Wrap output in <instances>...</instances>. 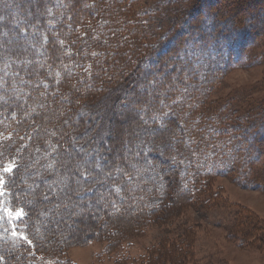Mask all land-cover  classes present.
<instances>
[{"label": "trees", "instance_id": "1", "mask_svg": "<svg viewBox=\"0 0 264 264\" xmlns=\"http://www.w3.org/2000/svg\"><path fill=\"white\" fill-rule=\"evenodd\" d=\"M139 2L0 0V34L9 31L14 36L11 42L24 45L8 50V41L0 43V178L5 181L0 187V264H75L66 256L71 245L103 239L111 244L123 235L119 219L136 209L141 219L131 221L136 231L149 223V188L145 176L132 171L133 165L147 161L131 155L120 158L122 130L114 127L109 134L106 124L124 98L142 108L141 115L151 117L149 123L161 125L158 143L180 134L176 153L162 150L159 157L164 167L187 165L186 182L195 183V188L197 180L231 174L237 167L242 172L236 180L253 177V163L263 152L264 110L254 114L248 126L233 123L231 112L224 118L208 117L211 114L203 107L207 83L200 84L192 60L185 56L200 45L205 53L208 47L222 51L226 43L225 63L232 58L239 63L264 21L247 28L236 18L221 19L218 10L210 8L206 19L188 24L192 34L185 43L147 69L143 65L158 47L167 48L177 35L172 28L166 37L152 38L143 28L146 11ZM9 3L13 11L7 10ZM233 43L238 46L234 53L229 51ZM225 63L219 64L214 80L224 72ZM170 65L180 75L161 76ZM142 81L152 83V92ZM132 121L139 125L138 119ZM109 135L115 138L112 147ZM131 137L135 139L134 134ZM41 151L45 160L38 158ZM205 161L201 170L193 169ZM106 186L111 188L104 190ZM169 190L163 189L164 204ZM77 202L88 203L86 209L79 210ZM162 209L151 211L152 216ZM77 212L93 216L79 243L78 235H73L77 227L68 225Z\"/></svg>", "mask_w": 264, "mask_h": 264}, {"label": "rangeland", "instance_id": "2", "mask_svg": "<svg viewBox=\"0 0 264 264\" xmlns=\"http://www.w3.org/2000/svg\"><path fill=\"white\" fill-rule=\"evenodd\" d=\"M28 1L36 3L37 0ZM140 1L138 6L146 11L143 28H146L152 38L166 37L172 28H176L177 35L167 48L158 47L156 56L144 63L143 68L147 69L153 68L159 57L164 54L167 56L179 43H185L192 34L187 28L188 24L198 18L206 19L210 8L217 9L221 19L236 18L247 28L259 26V23L264 21V0ZM7 10L13 11L10 3ZM254 16L256 20H253ZM206 25L208 30L211 29L209 23ZM11 37L14 36L9 31L1 32L0 43L8 41L10 44L8 50L24 46L11 42ZM256 37L255 42L245 49L244 59L239 63L234 58L231 62L225 63L227 61L225 49L228 44L224 42L221 46L222 51L215 52L208 47L205 53V46L200 45L189 56H185L192 60V71L196 70L201 80V83H198L202 85L207 83L205 86H208L209 90L207 89L203 97V107L211 114L207 115L208 117L224 118L227 116L225 114L231 112L233 123L248 126L254 114L264 110V25ZM166 40L167 38L165 42ZM237 47L234 44L229 51L234 53ZM182 55H179L180 59L184 58ZM224 63L226 64L223 67L224 72L220 78L214 80L219 64ZM172 67L173 65L168 67L169 73L167 70L161 72V76L180 75L179 69L176 67L171 69ZM142 82V86L152 92V83ZM140 110L142 111V108H136L131 100L124 98L118 103L113 116L109 115L110 118L103 116L105 120L108 118L106 124L109 126V134H112L114 127L122 130L124 146L117 155L125 160L131 155L138 156L137 161L141 159L147 161L144 165L143 163L133 165L132 171L135 175L137 171L141 176H145V183L150 192L146 202L148 208L153 212L159 206L163 209L153 216V212L150 211L147 214L149 223L140 231H136L131 222L139 214L137 209L136 213L120 218L118 230L119 233L122 231L123 235L111 242V244L119 242L118 246H110V242L104 239L89 241L71 245L66 256L75 264H264V144L261 157L253 163L254 173L251 180L248 179L247 182L236 180L239 177L236 175L241 170L237 167V172L233 170L231 174L212 175L197 180L198 187L195 188V183L186 182L185 178L190 172L189 168L185 167L187 165L179 163L175 169L164 167L159 157L162 150L172 149L170 154L176 153L180 134H174L168 140L158 143L156 137L162 130L161 125L149 123L151 117L145 118ZM71 117L67 115L65 119L72 123ZM171 117L179 119L176 115ZM133 118L139 120L137 127L133 124L135 121H132ZM181 125L178 124V128L182 129ZM131 134L135 135L134 140ZM107 143L111 147L114 146L113 135L111 137L109 135ZM134 145L136 147L131 148ZM46 149L49 150V147ZM44 156L43 151L39 152V160H45ZM206 164V161L200 162L199 166L192 167L198 172L202 165ZM108 188L111 186H106L104 190ZM164 188L170 189L165 192L168 193L167 204L162 203L166 202V198H162ZM135 195H132L133 199L137 198V193ZM76 204L82 211V208L86 209L88 203ZM78 215L79 212L71 214L68 223L69 228L77 227L73 230V235H78V238L75 237L79 240L77 243L82 240L84 234H88V227L93 222L92 215L88 217ZM136 220L141 219L137 217ZM73 231L71 229V233Z\"/></svg>", "mask_w": 264, "mask_h": 264}, {"label": "snow or ice", "instance_id": "3", "mask_svg": "<svg viewBox=\"0 0 264 264\" xmlns=\"http://www.w3.org/2000/svg\"><path fill=\"white\" fill-rule=\"evenodd\" d=\"M154 119H156V118H154ZM145 123H147V121H145ZM5 171L7 172V171H11V169L9 168V169H5ZM5 184V181L2 179V178H0V187H3V185ZM3 195V193L2 192H0V196H2ZM22 216H23V212L21 211L19 214H18V218H22ZM13 235H16V233L15 232H13ZM29 244H31V241L30 240H27V237H23Z\"/></svg>", "mask_w": 264, "mask_h": 264}]
</instances>
